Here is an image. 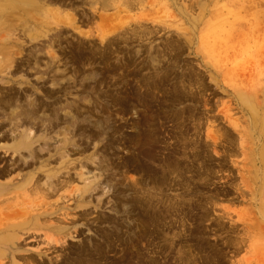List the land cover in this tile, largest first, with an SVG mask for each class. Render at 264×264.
I'll return each mask as SVG.
<instances>
[{"label": "rangeland", "instance_id": "rangeland-1", "mask_svg": "<svg viewBox=\"0 0 264 264\" xmlns=\"http://www.w3.org/2000/svg\"><path fill=\"white\" fill-rule=\"evenodd\" d=\"M88 1L72 0L69 6L41 2L32 5V14L24 12L23 3L0 10V44L18 52L9 60L13 69L29 48L39 45L42 64L53 53L57 74L70 78V91L49 99L44 90L52 86L50 81L43 83L30 72L26 76L31 84L4 82L1 76L7 75L5 70L0 72V98L13 88L22 101L40 97V101L58 106L69 104L77 114L68 134L72 143L67 157L55 150L63 146L66 136L63 119H59L53 131L42 134L34 130L37 159L28 158L25 163L20 157L27 156L26 149L15 154L10 149L15 133L3 116L12 107L0 104V127L7 123L0 128V167L13 170L0 181L12 177L17 182L19 174L34 172L43 183L39 190H16L0 197V229L22 224L14 260L19 264H264V222L255 216L260 201L252 204L251 191L241 197L230 183H240L236 160L250 163L245 170L252 167L255 174L250 145L256 142V153L262 141L258 142V131L249 128L253 143L246 145L247 154L243 155L238 132L223 117L229 108L232 119L242 117L231 94L240 79L249 85L264 84V0H179L178 5L175 0H143L144 5L134 3L129 9H104L101 3ZM8 21L15 24L6 25ZM55 24L62 30L61 42L49 46L51 50L41 48L55 33L51 29ZM36 34L42 36L31 40L30 35ZM109 40L115 45L103 58L89 52L92 59L78 60L73 55L80 48L99 53ZM233 40L246 43L235 45ZM4 55L0 53V60ZM131 56L133 60H129ZM52 108L39 107V115L52 113ZM60 112V117H65V111ZM243 125L247 130V124ZM220 126L223 129L218 132ZM225 128L229 129L227 135ZM184 129L189 131L190 164L203 171L208 163L212 169L207 180L210 184L199 196L220 191L218 197L210 196L213 205H208V219L203 220L194 209L189 217L194 214L195 219L191 217L187 226H183L180 209V171H170L168 166L185 160ZM223 135L228 136L226 142ZM212 136L223 143L217 149ZM42 145L45 148L39 149ZM195 145L202 153L193 162ZM220 161L227 166L222 168ZM49 170L54 172L52 186L45 183ZM164 170L166 176L161 180ZM85 178L93 182L88 190ZM258 186L254 193L264 202V189ZM222 190H229V197ZM149 196L154 207L145 199ZM158 216L163 217L162 222ZM248 217L247 222L255 225L245 230L242 219ZM219 223L227 230L231 224L240 227L230 233L217 231ZM230 239V244L242 241L237 252L226 246ZM190 240L192 249L187 253L184 245ZM216 245L225 253L216 256ZM9 259L3 262L10 264Z\"/></svg>", "mask_w": 264, "mask_h": 264}, {"label": "bare ground", "instance_id": "bare-ground-1", "mask_svg": "<svg viewBox=\"0 0 264 264\" xmlns=\"http://www.w3.org/2000/svg\"><path fill=\"white\" fill-rule=\"evenodd\" d=\"M176 1H179V0H175L176 5H178ZM41 2H43V5H45V6L46 5L48 6V4H52L53 2H55V3L64 2V4L69 6V5H71L70 3L72 2V0H70V2L68 4L65 2V0H34V1H32V0H0V10H2L3 8L15 9L16 7H20V3H23V4H25L24 5V7H25L24 12H26L28 14H32V9H33L32 5L37 6ZM88 2L91 3L92 5H94L96 3H101L102 8H104V9H115V8H121V7L125 8V9H129L132 6L134 7V3H137V4L140 3V5H144L143 0H89ZM116 2H118V3L121 2V3L117 5ZM193 4L191 3L190 6L193 7ZM180 7H182V5ZM2 16H1V18H2ZM117 17H118V14H117ZM117 17H115V18H117ZM11 22L12 21H8L6 23V25L11 24ZM14 24H15V22H12L11 25H14ZM45 25L46 24H44V26ZM55 25H57V24H55ZM232 25H234V24H232ZM58 26L59 25H57L56 27L53 26V28H51V29L55 30V33L53 34V36L50 37V39L48 41H45L42 44H40L41 48L43 46L44 47L48 46V48H46V50H51V49H49V46H52V45L56 44L57 42L58 43L61 42L60 39H61L63 33H61L62 30L60 28H57ZM237 26H238V24H237ZM48 27L49 26H46L44 28H48ZM233 28H235V27H233ZM228 32H230V31L228 30ZM40 36H42V35H39V34H36L33 36L30 35V39L32 40V39L38 38ZM234 38L235 37H233L232 39H234ZM244 38H245V36H244ZM234 42H236L235 45L246 43L245 41H241V42L234 41ZM114 43H115L114 41L109 40L107 42V46L105 47V49L103 51L100 50L99 53H97V51L95 49H93V50L88 49L87 50V49H83V48L81 49L80 48L79 50L77 49L76 52L74 51L73 55H75L78 60L84 59L87 57H89V59H92V58H90L89 54H92V56L100 54V58H103L101 56L104 55L106 52L108 53V50L110 49V47L115 45ZM80 45H78L77 47L79 48ZM38 46H33V47L29 48L30 49L29 52L23 58H21V62H18V60H17V64L15 66V69H13L14 65H11L9 63V60L12 59L14 54L18 55V52L16 50H13V49L8 50L6 47H3V44H0V53H5L3 58L0 60V72L7 70V75H2L3 77L1 76L2 80L5 79L6 81H4V82L16 81L20 85H22L24 83L31 84L30 79L26 75L30 72H33L37 76V78L40 79L43 83H47L48 81H50L52 86H60L61 87L59 90H57L54 87L50 86L48 91L44 90V94H45L46 98L51 99V98H54L56 96L58 97V96H60L59 95L60 93H58V92L63 93L64 91L67 92V90L70 91V84L68 81V80H70V78H66V76L60 77L56 72L58 70V68H56L55 63L53 64V62H54L53 60L55 58V55L51 51H49L48 53H52V57L43 65L42 60L40 59V57H38V53H37ZM81 47H84V45H82ZM33 49H35V50H33ZM86 52H89V54H87ZM109 52L112 53V51H109ZM19 53L21 54V52H19ZM32 59H34V60L37 59V60H35V62H33ZM129 60H133V57L131 56ZM25 72H27V73L25 74ZM20 73H22L24 75H22L20 77V75H18ZM13 78H15V79H13ZM65 78L67 79V81H66V83H63L62 80H64ZM240 80L241 81L235 85V88L231 94L234 97L235 104L237 105V109L241 113L242 117L232 119V115H230L228 113L231 108L223 111V117H224L225 121L227 123H229V125H231L235 129L236 132H238L239 138L241 140L240 141V148L243 152V155L247 154L246 153L247 152L246 151V149H247L246 145L249 144L250 142H252L251 141L252 137H251V133L249 131V128L251 130H253V132L258 131L259 138H257V139H258V142L262 141V147H261V150L259 152L255 153L254 152V144H256V142L255 143L252 142L253 144L250 145L251 146L250 151H252L254 153L253 163H254V166L256 167L255 174L252 175V171H253V169H251L252 167L250 168V170H248V169L245 170L247 164H250V163H247V161H246L245 164H244V162H242L243 164H241V162L239 163L236 160V161H234V164H236V166H237V170H238V173L240 176V183H235V184L233 182H230V183L233 186V188L240 193L241 197L247 195L246 193L251 191L253 193L252 194L253 195V201L251 202L252 204H256V203H258V201H260L258 209L256 210V213H255V216H256V218H259L262 222H264V202H262L257 197V194L254 193L255 190L257 189V186H258L256 184H259L260 182H261V184L258 187L260 189H264V143H263L264 142V109L262 108V105L264 104V84L254 82V84L249 85L246 80H243V78ZM83 83H84V85L86 84L85 79H82V84ZM97 83H98V81H97ZM36 84L37 83H35L34 85L37 86ZM261 97H262V99H261ZM39 98L40 97H33V98L30 97V99L26 98L25 101H22L20 99L19 95L16 92H14L13 88H10V91L4 93L2 95V97L0 98V104H2V107H8L7 105H10V107H12L11 112L8 115L3 116L4 119H7V123H9V125L11 126L10 128H11L12 132L15 133V135L13 137L14 141L10 144V149H12L13 154L18 153V152L21 153L22 149H26L27 156L22 155L20 157V160L24 159L25 163H27L28 158L37 159V153H36L37 149H35L34 145H33V143L37 141V139H35L36 137H35L34 130H36V131L38 130L39 132H42V134H45L49 130L53 131L54 128L56 127V125H55L56 121L59 119L60 120L63 119V124H64L63 127H64V132H65L66 136L62 140L61 145H63V146L60 148H58V147L55 148V150L57 151L56 153H60L62 158L67 157L69 155L68 145L72 143L71 139L68 137V134H69V130H70V127H71L73 121L74 120L76 121V115L77 114L72 113L73 111L70 110L72 108L69 104H60V106H58L59 105L58 103H53L51 101L50 102L49 101L43 102V101H40ZM51 106L53 107L52 113H46V111H44L42 115H39V110H40V109H38L39 107H44L46 110H49V107H51ZM60 110L65 111V115H64L65 117H60V113H61ZM52 115H54V117H51ZM80 115H81V113H80ZM83 116H84V114H83ZM242 118H243V120H242ZM7 123H5V124L2 123L0 128H3V126H5ZM97 123L101 124V120L97 121ZM244 123L247 124V126H246V127H248L247 130L245 128V125H243ZM82 129L86 130V128H84V127H82ZM188 129H186V130L184 129L185 131L182 134L183 139L186 142L185 143V149L183 151V155L185 157L184 158L185 163L184 162L181 164L174 163V164H172L173 167L171 165H168L171 168L170 171H172V170L174 172L180 171V174L179 173L178 174L182 178L181 179V183H182L181 189H183V190H181L182 195H181L180 200H182V202L180 203V209L182 211V214H184L183 217L181 216L184 220L183 226H187V222L191 219V217H194V214H193V216L189 217V212H192L194 209L197 210L199 212V214H201V217L203 220L208 219V217L210 216V207H208V205H210V203L212 202V200L210 199V196L218 197L220 195V191L214 192V190H212L210 192V196L205 197V198L200 197L198 194V193L202 192L206 188L207 185L210 184L207 182V180L209 179V175L212 173L211 172L212 169L210 167L211 165H209L208 163H206V164L209 166L206 165L204 167L203 171H201L199 168H198V170L195 169V166H194L195 163H193L192 165L190 164L189 159L191 158V155H189L188 150H187V148L189 147L188 142H190ZM222 129L223 128L220 126V128H217V131L220 132ZM228 130L229 129L225 130L224 135L226 134V131H228ZM214 131H215V129H214ZM33 133H34V135H33ZM57 133H59V131ZM207 135H210L209 132ZM215 135L216 134H214L213 136H215ZM224 135H223L222 139L225 140V142H226V140L228 139V136H224ZM217 138L218 137H213L214 142H212V143H214L215 149H217L218 146L223 144V143L221 144L222 141H220V140H219V142H220L219 143L217 141L218 140ZM197 140L198 139H196V142L198 143ZM207 144L209 146L211 145L210 142H207ZM45 145L49 146L48 143H46ZM227 146H228V144H227ZM198 147H199V145H195L193 148V150H194L193 159H191L193 162L198 161L201 158L202 150H198ZM228 147H230V146H228ZM41 148L44 149L45 146L42 145V147H39V149H41ZM235 149H237V148H235ZM220 155H222V154H220ZM209 157H211V156H209ZM207 159H208V157H207ZM211 159H212V157H211ZM211 159H210V161H211ZM227 160H229V157ZM42 162H44V161H42ZM259 163H261V167H258ZM14 164H15V162H13L12 166H15ZM30 165L31 164L29 163L28 166H30ZM219 165L223 168L226 164L223 161H220ZM165 166H166V164H165ZM247 167H249V166H247ZM18 169H19V167H18ZM12 171H13L12 169H10V168L8 169V166L3 167V168L0 167V179H2V178L5 179L6 177L10 176ZM14 171H16V170H14ZM165 171L166 170H164V172H162V175L159 177V178H161V180H163L166 176ZM220 171H222V170H220ZM245 171H248V173H250L251 177L250 176L248 177L246 175ZM214 172L216 173V171H214ZM190 173H192V175L189 177L188 174H190ZM53 174H54V172L52 170L47 171L45 183L48 184L49 186L53 185V181L51 178L53 176ZM19 177H17V179H18L17 182L12 177H10V179H8L7 181H0V197L4 196L6 194H10L16 190L28 189V190L34 191V190H39L43 187V183L41 182L42 178L41 179H40V177L36 178L34 172L30 173L28 175L19 174ZM226 178H227V176H226ZM84 181H85L84 185L86 186L85 190L90 189L93 182L89 183L87 181V178H85ZM198 181H202V182L204 181V182L203 183L201 182L202 184H199ZM164 183H165V181H164ZM222 191H224V190H222ZM229 194H230L229 190L224 191V193H223L224 196H228ZM203 196H205V195H203ZM145 199L148 200V202H152L151 205L154 207L152 197H150V196L148 198L145 197ZM144 205H146V204L144 203ZM166 207H168V205ZM223 214H225V213H223ZM160 215H162V214H160ZM197 216H199L198 213H197ZM227 216H229V214ZM227 216H226V218H228ZM161 217L162 216H158L159 222L160 221L162 222L161 219H163V217L162 218ZM199 217H198V219H199ZM219 217H217V218H219ZM222 217H224V215ZM147 218H148V216H147ZM151 219H153V218H151ZM192 219L194 220L195 217ZM242 220H244V224L242 225L243 228L245 230H249L251 228L250 226L253 225V224L250 225V223L247 222L249 220V217L244 218ZM154 221H155V219H154ZM197 221H199V220H197ZM256 223H258V222H256ZM226 224H228V223L226 222ZM19 225H22V224H9L6 227L0 229V257L4 258V259H1L0 264H5L3 261L6 260V258L9 259V257H11V256L13 257V260L9 259V263L10 264H19L16 260H14L17 257L16 253L19 251V243H18V239L20 238V236H19L20 230L19 229L22 227ZM219 225L220 226L218 228H216L217 231L222 230V231L228 232V233L235 232L234 229L240 227V225H238V224H231V226L227 230L225 224L219 223ZM189 230L190 229L188 228L187 233L189 232ZM188 235L190 236L191 233H189ZM230 241H231V239L226 241V244H227L226 246L234 247L236 249L234 252H237L239 245L241 244L242 241H236V242L234 241L235 243L232 242L231 244H230ZM185 243L186 244L184 246L188 247L187 251H185V252L188 253V251H190V249H192L191 240L186 241ZM215 247H216L215 248L216 250H214V252L216 253V256L219 254L225 253L223 247L218 248L217 245ZM209 248L211 249L210 245H209ZM202 251H205V250H202ZM191 252H192V250H191ZM29 261H30V259H29Z\"/></svg>", "mask_w": 264, "mask_h": 264}]
</instances>
